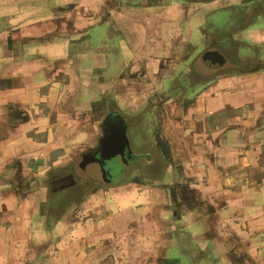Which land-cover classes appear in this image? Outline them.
I'll return each mask as SVG.
<instances>
[{"label": "crops", "instance_id": "0c3cea01", "mask_svg": "<svg viewBox=\"0 0 264 264\" xmlns=\"http://www.w3.org/2000/svg\"><path fill=\"white\" fill-rule=\"evenodd\" d=\"M235 1L219 30L229 0H0V151L10 150L11 181L34 185L85 158L79 173L104 184L65 214L88 232L84 244L109 248L103 261L160 264L170 260L160 247L192 237L218 250L225 229L240 234L236 218L264 215V176L250 177L264 169V0ZM105 137L107 170L90 154ZM32 189L11 186V199L29 201Z\"/></svg>", "mask_w": 264, "mask_h": 264}, {"label": "rangeland", "instance_id": "374dc122", "mask_svg": "<svg viewBox=\"0 0 264 264\" xmlns=\"http://www.w3.org/2000/svg\"><path fill=\"white\" fill-rule=\"evenodd\" d=\"M229 2L220 11L222 21L217 26L219 30H225L227 25L225 20L229 19L231 13H236L240 10V5H237L235 0H229ZM218 32L216 31V33ZM211 40L213 41L214 39ZM220 42L222 43L218 47L231 60L230 48L232 41L220 37ZM254 65H256V61H249V66ZM8 140L7 138L5 141L7 142ZM9 152L10 150L0 151V264H116L114 262L110 263V257H107L104 261L102 259L109 252L107 250L109 248H105V251L102 246L84 244L86 242L84 239L87 238L88 232H79L72 229V222L79 221L78 218L74 220L75 214H66L64 223L61 224L59 222L60 213L71 209V203L73 202L72 192L67 189L62 191L55 189L59 183H53L51 189L49 187L50 179H53L51 176L49 179L33 185L34 196L30 197L29 201H24L25 199L22 200L21 197L15 198V192L12 194L14 199H11V185L15 186L16 183L11 181V158H6L10 154ZM262 176H264V169H259L255 175H250L251 178L255 179H260ZM242 183L240 182V185ZM25 187L26 185L23 183L19 185L18 188H20L21 194H23L24 190H29L24 189ZM53 189L58 192H52L51 190ZM50 196L49 203L45 205V201H47L45 198ZM257 197L255 199L256 207L264 203L262 202L264 200V192H259ZM25 205L29 207L22 211L20 207ZM25 210H28V212H25ZM249 219H255L254 225L256 229L252 228L253 224L249 228ZM235 220L239 223L240 234L225 229V238L218 250L215 248V244H212L213 241L209 240V246H206L202 251L201 247L195 243L202 241V239L197 238L194 240V237H192V243L189 242L192 244L191 246L186 243L183 247L178 246L175 249L169 247L171 251L169 249L166 250V247H160V255L164 259L165 257H170V260L162 261L160 264H264V215L248 218V214H242L239 219L236 218ZM85 222L87 223L86 220ZM66 226L69 229H65L64 227ZM213 226L211 225L212 228ZM214 230L213 228L212 234L209 232L212 235L211 239L215 236ZM25 234L37 244L20 246L18 245L19 241H17L11 246L12 239H22ZM44 238H48V240L55 238V240L51 239L50 245L38 244L40 239ZM56 238L58 239L57 241ZM58 241L59 244L57 245ZM112 248L111 252L113 258H115L120 252L118 247ZM25 254L31 255V260H26L25 257V262H23L22 259ZM11 256H16L15 261L11 259ZM39 259H42V261H39Z\"/></svg>", "mask_w": 264, "mask_h": 264}, {"label": "flooded vegetation", "instance_id": "af4514ba", "mask_svg": "<svg viewBox=\"0 0 264 264\" xmlns=\"http://www.w3.org/2000/svg\"><path fill=\"white\" fill-rule=\"evenodd\" d=\"M106 120L109 123L111 122L110 121L111 118L110 119H106ZM107 127L105 126L106 130H108ZM108 135H109V131H108ZM109 139H110V137L103 138L101 143L97 146V149L95 151L90 152V154L93 155L92 159L94 160L92 163L96 162L97 165H99L98 167H100V168L104 167V169H106V170H107L106 165H107L108 162L106 161V159L103 156L108 151L107 147L110 145ZM79 158H80L79 159L80 162H81V159H85V158H82L81 156ZM79 161L74 163L71 166H65V167H62V168L60 167V168H56V169L52 168V169L48 170L47 175H46L47 176L46 179H49L50 176L53 178V179H50L49 187H51V189H52L53 183H56V184L59 183V185H57V187H55V189H58V190H61V191L62 190H66V189L67 190H71L72 197L74 195V197L72 198L73 202L75 200H77L76 195H78V194L81 195L82 192H86L88 190L89 186L93 185L94 183L95 184H104V182L100 181V180H102V178L104 176L103 174L95 175V171L92 172V170H90V171L87 170L86 171V173L89 172L91 174L90 176H89V174L87 176L82 174V173L80 174L79 170L77 168V166L79 164ZM91 166H93V164H91ZM93 167L95 169V166H93ZM105 174H106V177H109L108 176L109 175L108 172H106ZM21 183L26 185V187L24 189H29L30 186L33 187V185H31L30 182H28V183L19 182V185ZM37 183L38 182H36L35 184L34 183H32V184L36 185ZM19 185L18 186L17 185L16 186H12L11 185V186L13 188H15L17 192H20V190H19L20 188H18ZM73 188H74V190H73ZM55 189H53L51 191L52 192H55V191L58 192ZM13 191H14V189H13ZM28 191L29 190H24V192H28ZM51 196H52V194H51ZM51 196L45 198L47 200V201H45V205H47L46 203H49ZM75 197H76V199H75ZM52 198H54V197H52ZM66 211L67 210L62 211L64 214L60 213L61 214V218H58L59 222L64 221V218L66 216V214H65Z\"/></svg>", "mask_w": 264, "mask_h": 264}, {"label": "water", "instance_id": "95a60500", "mask_svg": "<svg viewBox=\"0 0 264 264\" xmlns=\"http://www.w3.org/2000/svg\"><path fill=\"white\" fill-rule=\"evenodd\" d=\"M211 57L213 59H215L214 61H216L213 63L214 66L221 65L225 61L224 56L222 54H220L218 51H213V53L209 54V58H211ZM118 149L120 150V146ZM111 153H114V151Z\"/></svg>", "mask_w": 264, "mask_h": 264}]
</instances>
